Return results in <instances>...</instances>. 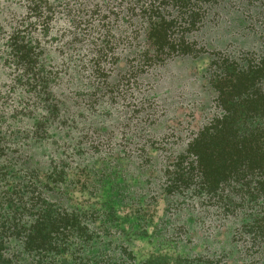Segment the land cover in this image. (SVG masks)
<instances>
[{"label": "trees", "instance_id": "trees-1", "mask_svg": "<svg viewBox=\"0 0 264 264\" xmlns=\"http://www.w3.org/2000/svg\"><path fill=\"white\" fill-rule=\"evenodd\" d=\"M0 264H264V0H0Z\"/></svg>", "mask_w": 264, "mask_h": 264}]
</instances>
